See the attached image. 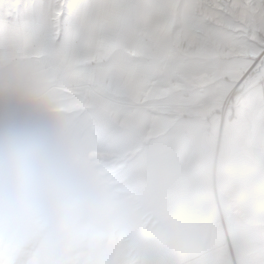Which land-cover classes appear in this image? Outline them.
Masks as SVG:
<instances>
[{"label": "crops", "instance_id": "obj_1", "mask_svg": "<svg viewBox=\"0 0 264 264\" xmlns=\"http://www.w3.org/2000/svg\"><path fill=\"white\" fill-rule=\"evenodd\" d=\"M191 16H163L154 40L133 42L140 48L130 58L135 74L106 84L95 101L79 98L67 108L30 99L22 86L0 79V107L46 115L95 173V154L114 161L104 172L125 162L115 176L125 193L105 185L143 217L125 227L126 235L139 238L151 225L202 250L177 264H264V232L238 238L233 221L241 183L264 182V41L257 42L255 33L219 30L218 46L190 50L183 40L206 32L194 33ZM235 85L233 105L222 117L221 101ZM195 171L202 176L193 182ZM198 206L211 215L207 232L194 226ZM0 264H23V256L0 253Z\"/></svg>", "mask_w": 264, "mask_h": 264}, {"label": "clouds", "instance_id": "obj_2", "mask_svg": "<svg viewBox=\"0 0 264 264\" xmlns=\"http://www.w3.org/2000/svg\"><path fill=\"white\" fill-rule=\"evenodd\" d=\"M201 176L195 171L190 179ZM192 216L197 231L210 229L206 208L196 207ZM233 221L238 238L264 232V182L241 183ZM143 222L46 115L0 107V253H20L23 264H177L202 251L183 235L151 225L139 238L126 235L128 224Z\"/></svg>", "mask_w": 264, "mask_h": 264}, {"label": "snow or ice", "instance_id": "obj_3", "mask_svg": "<svg viewBox=\"0 0 264 264\" xmlns=\"http://www.w3.org/2000/svg\"><path fill=\"white\" fill-rule=\"evenodd\" d=\"M264 29V0H208ZM206 10L199 0H0V79L67 108L95 101L135 74L133 42L154 40L166 15Z\"/></svg>", "mask_w": 264, "mask_h": 264}, {"label": "rangeland", "instance_id": "obj_4", "mask_svg": "<svg viewBox=\"0 0 264 264\" xmlns=\"http://www.w3.org/2000/svg\"><path fill=\"white\" fill-rule=\"evenodd\" d=\"M200 1V0H199ZM200 5V4H199ZM206 10H201L196 14H192L191 20L193 23L194 33L199 31H206L203 33V36L201 38H193L188 40H183L186 44L187 48L193 51H200L201 49H211L215 48L219 45L222 41V34L220 35L218 32L225 31L231 33L230 36L233 35L232 32H241L244 34H250L255 33L256 35V41L261 42L264 41V29L261 28L259 22L251 23L247 21H243L240 18H238L236 15L231 13L230 11H227L224 9V7L218 3L215 2L214 4H209L208 0H203V6ZM227 41V39L225 40ZM251 41L250 39H241V43H248ZM96 162L94 167V170L96 171V174L98 178L104 183L110 186L114 191L119 190L123 191L125 193V189L122 188L121 182L117 181L115 176L119 174V172L125 167L120 168L121 164L119 163L118 166L120 168V171L107 173L104 172L103 168L104 166L107 167V165L112 164L113 162H110L111 159L107 158L106 156L102 154H95ZM110 162V163H109ZM126 165V164H125ZM112 174V176L110 175ZM131 199V198H130ZM130 204L132 206H135V200L131 201Z\"/></svg>", "mask_w": 264, "mask_h": 264}, {"label": "built area", "instance_id": "obj_5", "mask_svg": "<svg viewBox=\"0 0 264 264\" xmlns=\"http://www.w3.org/2000/svg\"><path fill=\"white\" fill-rule=\"evenodd\" d=\"M238 86L235 85L232 90L226 94V96H224V98L222 99L221 101V108H222V113H221V116L223 117L225 112L233 105V101H232V94L237 90ZM119 164V163H118ZM117 165H114V170L111 171L110 173L112 172H119L120 171V168H123L125 166V162L124 161H121L120 164V168L119 166ZM113 166V165H111ZM109 173V172H107ZM112 176V174H110ZM124 189V188H123ZM116 191H119V190H116ZM136 202V201H135Z\"/></svg>", "mask_w": 264, "mask_h": 264}]
</instances>
